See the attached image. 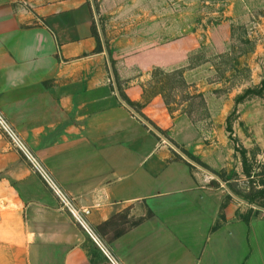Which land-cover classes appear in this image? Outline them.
<instances>
[{"label":"crops","instance_id":"obj_1","mask_svg":"<svg viewBox=\"0 0 264 264\" xmlns=\"http://www.w3.org/2000/svg\"><path fill=\"white\" fill-rule=\"evenodd\" d=\"M135 1L98 0L108 38ZM94 21L92 0H0L1 111L123 264H264V210L183 156H200V127L156 97L142 111L159 133L112 77L143 104V78L126 72L173 68V48L110 44L109 63ZM102 263L0 131V264Z\"/></svg>","mask_w":264,"mask_h":264},{"label":"rangeland","instance_id":"obj_2","mask_svg":"<svg viewBox=\"0 0 264 264\" xmlns=\"http://www.w3.org/2000/svg\"><path fill=\"white\" fill-rule=\"evenodd\" d=\"M93 2L109 50L173 48V68L126 72L144 80L145 101L135 104L141 114L159 97L172 116L188 115L202 133L197 158L209 169L200 173L264 210V0H137L114 38Z\"/></svg>","mask_w":264,"mask_h":264},{"label":"built area","instance_id":"obj_3","mask_svg":"<svg viewBox=\"0 0 264 264\" xmlns=\"http://www.w3.org/2000/svg\"><path fill=\"white\" fill-rule=\"evenodd\" d=\"M0 131L6 136L12 147L21 154L31 170L41 178L46 187L57 198L61 208L66 211L87 233L103 257L102 264H123L110 245L89 225L86 217L88 215L87 211L83 209L77 200L62 187L52 172L46 167L37 154L24 141L17 129L6 118L1 109ZM195 167L203 172V169L200 167ZM209 180L210 178H205L206 182H209Z\"/></svg>","mask_w":264,"mask_h":264},{"label":"trees","instance_id":"obj_4","mask_svg":"<svg viewBox=\"0 0 264 264\" xmlns=\"http://www.w3.org/2000/svg\"><path fill=\"white\" fill-rule=\"evenodd\" d=\"M95 2V1H94ZM92 29H93V34L97 40V48H96V53H102L104 51V49L106 48V50L109 52V48L107 47V44L104 43L100 33H99V30H98V26H97V23L94 21L93 23V26H92ZM114 72V76L116 78V81H117V84H118V87H119V90H120V95L122 97V99L124 100V102H126V104L131 107L132 109H134L140 116L142 119L146 120L147 122H149L151 125H153L155 127V129L161 133V134H165L162 130H160L158 127H156L154 125V123H152L146 116H144L143 114H141V112L137 109V106L131 102L128 97L125 95V93L122 91L120 85H119V82H118V77H117V73H116V70L114 69L113 70ZM185 155L191 160L193 161L194 163H196L198 166H200L201 168L203 169H209L204 163H202L197 157L193 156L192 154H189V153H185ZM231 192V191H230ZM232 193V192H231ZM233 194V193H232ZM247 203L249 204H252V205H255L254 203L252 202H249V201H246Z\"/></svg>","mask_w":264,"mask_h":264},{"label":"water","instance_id":"obj_5","mask_svg":"<svg viewBox=\"0 0 264 264\" xmlns=\"http://www.w3.org/2000/svg\"><path fill=\"white\" fill-rule=\"evenodd\" d=\"M93 1V0H92ZM96 20H97V14H96ZM105 53H106V55H107V57H108V61H109V63H110V60H109V54H108V51L107 50H105ZM111 72H112V77H113V79L115 80V76H114V72H113V70H112V68H111ZM144 120V119H143ZM183 155V154H182ZM190 163H192L193 165H195V166H198L196 163H194L193 161H191L188 157H186L185 155H183ZM198 167H200V166H198ZM201 168V167H200ZM201 169H203V168H201ZM204 170V169H203ZM208 173H210V172H208ZM211 174V173H210ZM212 175V174H211ZM236 199H238V200H240L241 201V199H239L238 197H235ZM243 202H245V201H243Z\"/></svg>","mask_w":264,"mask_h":264}]
</instances>
